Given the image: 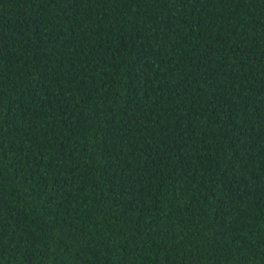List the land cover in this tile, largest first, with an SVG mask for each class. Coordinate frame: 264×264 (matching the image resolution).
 Returning <instances> with one entry per match:
<instances>
[{
  "label": "trees",
  "instance_id": "trees-1",
  "mask_svg": "<svg viewBox=\"0 0 264 264\" xmlns=\"http://www.w3.org/2000/svg\"><path fill=\"white\" fill-rule=\"evenodd\" d=\"M0 264H264V0H0Z\"/></svg>",
  "mask_w": 264,
  "mask_h": 264
}]
</instances>
